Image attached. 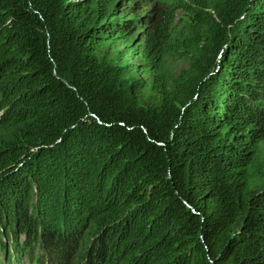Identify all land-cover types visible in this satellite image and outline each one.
<instances>
[{"label":"trees","instance_id":"trees-1","mask_svg":"<svg viewBox=\"0 0 264 264\" xmlns=\"http://www.w3.org/2000/svg\"><path fill=\"white\" fill-rule=\"evenodd\" d=\"M0 264H264V0H0Z\"/></svg>","mask_w":264,"mask_h":264},{"label":"rangeland","instance_id":"rangeland-1","mask_svg":"<svg viewBox=\"0 0 264 264\" xmlns=\"http://www.w3.org/2000/svg\"><path fill=\"white\" fill-rule=\"evenodd\" d=\"M178 16H180V18H183L184 21H185L184 14L179 13ZM188 24H190V23H188ZM219 58H220V55L218 54V56L216 58L217 61L219 60ZM186 67H187V63L185 61L180 60V61H177V62L174 63V69H177L178 71L181 70V69H184ZM141 102L142 103H146L147 102V98L146 97H142L141 98Z\"/></svg>","mask_w":264,"mask_h":264}]
</instances>
